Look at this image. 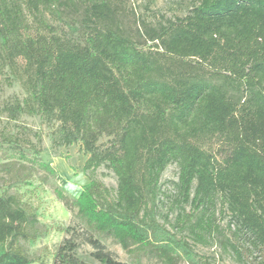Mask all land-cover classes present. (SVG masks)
<instances>
[{
	"label": "trees",
	"instance_id": "16d2710c",
	"mask_svg": "<svg viewBox=\"0 0 264 264\" xmlns=\"http://www.w3.org/2000/svg\"><path fill=\"white\" fill-rule=\"evenodd\" d=\"M0 74L25 93L0 113L39 117L53 148L88 156L90 183L62 196L88 230L163 264H213L190 242L218 237L264 264V0H194L154 22L126 0H0ZM171 164L174 196L161 189ZM102 166L115 191L94 176ZM169 199L176 215L162 223ZM37 223L0 194V264H33L23 242ZM89 241L101 264H127ZM73 249L55 264H83Z\"/></svg>",
	"mask_w": 264,
	"mask_h": 264
},
{
	"label": "rangeland",
	"instance_id": "374dc122",
	"mask_svg": "<svg viewBox=\"0 0 264 264\" xmlns=\"http://www.w3.org/2000/svg\"><path fill=\"white\" fill-rule=\"evenodd\" d=\"M140 17L154 22L185 16L194 0H126ZM25 97L19 82L9 84L6 75L0 74V109L14 99ZM50 128L41 123L39 117L21 116L16 121L9 120L0 113V194H18L26 209L38 220L37 237L23 242L28 257L33 264H55L59 262L61 250L69 252L83 264H101L95 257V249L90 238L97 239L105 252L112 258L127 264H163L159 259L143 253L131 254L125 251L113 238L96 234L87 229L77 217L76 209H67L63 197L75 200L85 186L90 183L83 171L88 158L79 145L53 148L48 137ZM41 135V141H38ZM17 141L18 144H16ZM106 139L103 140L105 142ZM34 146V147H32ZM216 147L212 142L209 149ZM94 176L103 181L112 190L117 189V177L108 168L102 166ZM178 179V167L171 164L163 173L161 189L167 195H175L174 183ZM63 196V197H62ZM164 198V197H163ZM66 199V200H67ZM187 211H191L187 206ZM160 222L169 215L174 221L176 212H171V200L160 205ZM227 220L222 221L225 225ZM171 230V226L167 225ZM224 239L216 238L210 245L190 242L198 255L209 257L213 264H256L255 252L244 262L237 259L232 250L225 251ZM63 248V249H62ZM4 248H1L3 251Z\"/></svg>",
	"mask_w": 264,
	"mask_h": 264
}]
</instances>
